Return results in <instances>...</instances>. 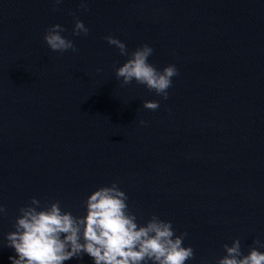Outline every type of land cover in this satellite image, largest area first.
Wrapping results in <instances>:
<instances>
[{
  "label": "water",
  "instance_id": "water-1",
  "mask_svg": "<svg viewBox=\"0 0 264 264\" xmlns=\"http://www.w3.org/2000/svg\"><path fill=\"white\" fill-rule=\"evenodd\" d=\"M70 13L87 36L72 35ZM54 24L76 52L47 46ZM109 35L177 67L167 100L121 86L128 57ZM113 182L138 224L157 215L187 232L186 264H216L236 238L245 255L264 241V0H0V264H12L6 235L33 197L83 216Z\"/></svg>",
  "mask_w": 264,
  "mask_h": 264
},
{
  "label": "clouds",
  "instance_id": "clouds-1",
  "mask_svg": "<svg viewBox=\"0 0 264 264\" xmlns=\"http://www.w3.org/2000/svg\"><path fill=\"white\" fill-rule=\"evenodd\" d=\"M54 5L63 0H52ZM80 8L87 10V0H79ZM57 9L53 7L52 11ZM75 18V13H70ZM66 29L54 24L46 29L44 41L53 52H76L73 41L61 33ZM89 29L83 21L75 18L73 36H87ZM104 39L119 49L128 59L115 69L121 86L135 81L154 91L164 100L169 98L173 77L179 75L174 64L157 69L149 63L153 48L143 44L129 52L125 43L109 35ZM99 72L100 69H97ZM142 107L156 111L159 101H144ZM141 124H146L141 120ZM128 196L116 182L102 186L92 192L84 201L86 214L74 216L64 211L60 202L41 206L35 197L31 203L19 208L13 225L14 231L7 233V247L14 249L10 256L12 264H64L73 258L87 254L94 264H186L195 258L194 249L184 246L187 232L176 235L170 220L152 215L143 225L138 224L127 203ZM7 215V209L0 204V216ZM253 246L245 255L241 240L236 238L231 246L224 244L225 255L216 264H264V241L254 239Z\"/></svg>",
  "mask_w": 264,
  "mask_h": 264
}]
</instances>
